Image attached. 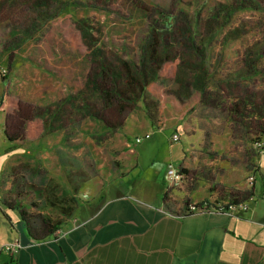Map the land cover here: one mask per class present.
I'll list each match as a JSON object with an SVG mask.
<instances>
[{"label": "rangeland", "instance_id": "374dc122", "mask_svg": "<svg viewBox=\"0 0 264 264\" xmlns=\"http://www.w3.org/2000/svg\"><path fill=\"white\" fill-rule=\"evenodd\" d=\"M61 1H64V10L54 18H48L46 13L58 10L63 5L59 0H51L47 5L43 0H24L19 4L0 2V11L10 10L11 5H15V10L22 8L21 13L14 14L13 25L8 19H0V58L8 62L7 65H0V68L6 69L4 77L8 87L28 98L20 95L25 101H32L36 109L48 107L50 111L46 117L39 110L38 113H31L35 114L38 122L42 121L41 124L47 128L45 134L50 133V143L55 144L48 147L51 171L37 157L41 151L36 147V139L43 133L42 130L33 131L31 135L36 141H28V145L20 149L23 151L20 156L25 160L22 162H29L30 167L18 169L24 177L18 174L17 182L25 180V188L39 201L38 208L33 210L36 225H40L43 215L51 216L53 221L64 222L76 204L77 197L63 174L71 170V165L79 167V170L86 169L87 174L92 176V170L96 171L95 175L97 170L106 173L97 181L101 185L109 173H125L131 160V176L137 171L142 172L140 183L151 181L152 184L154 173L148 169L152 159L166 163L165 177L169 179L191 144H197L190 147L193 150L191 157L200 148L214 156L239 152L241 148L245 151L248 149L249 153L254 150L261 152L256 142L264 146V130L244 124L230 127L229 124L234 123L231 114L223 112L220 105L222 102L227 105L230 99L227 95L234 91L246 93V90L255 89L258 97L264 95V73L258 72L260 64H264V56L259 55L264 50V0ZM89 1L91 6L87 8ZM139 4L144 8L141 9ZM153 9L164 12V17H153L154 12L148 13ZM83 11L94 15L90 19L84 18V21L93 23V44L97 49L95 62L80 56L86 52L92 53L91 49L86 51V48L87 44L88 47L93 45L91 38L81 35L79 51L70 43L74 41L72 37L68 42L59 37L51 42L53 49L50 54L53 59L49 61L48 72L34 64L30 60V53L36 39H41L49 27L61 25L63 16L80 15ZM66 20L73 22L69 18ZM153 23L155 32L150 29ZM157 25H164L167 31ZM162 34H165V38L168 36V44H164ZM157 35L159 37L156 38ZM153 36L157 50L168 47L173 49V54L180 55V62L175 64V68L171 59L156 64L159 73H170L171 68L175 70L171 80L161 78L156 81V77L153 80L157 84V91L169 94L175 102V107L168 101L162 102L164 123L161 128L152 123L147 115L143 94L150 100L148 91L140 90L139 84H130L123 71L120 79L123 91L112 92L115 102L111 104L113 99L108 102L101 96L106 82L102 80L104 74L98 72L105 54L108 64L116 68L124 66L122 60L130 62L128 66L134 72L129 75L139 79L143 47L151 37L147 46L150 45L148 48L152 52ZM137 62L138 68L134 65ZM250 65L256 70V83L250 81V70H247ZM107 72L111 82L113 73L108 69ZM245 86L248 88L245 89ZM131 95L132 98L128 99ZM259 99L262 101L261 98L256 101L261 102ZM72 103H75V107ZM184 104L187 105L185 111H174ZM184 113L187 123L181 126ZM190 113L191 117L188 115ZM194 114L200 116L197 123H194ZM147 127L152 131L151 137L136 142L135 136L144 133ZM174 129L179 134L177 140L170 137ZM8 142L11 144L0 127V152H6ZM131 146L134 152L125 151ZM26 150H32L31 154ZM137 154L140 164L136 167L133 163ZM56 158L62 165L59 166ZM221 161L226 166L224 175L231 177L236 168L228 167L227 160ZM184 180L183 175L178 174L171 181L172 195L179 194L177 188ZM7 184L13 187L11 178ZM126 185L131 187L129 183ZM174 187H177L176 190ZM84 191V196L88 197L91 188L86 187Z\"/></svg>", "mask_w": 264, "mask_h": 264}, {"label": "crops", "instance_id": "0c3cea01", "mask_svg": "<svg viewBox=\"0 0 264 264\" xmlns=\"http://www.w3.org/2000/svg\"><path fill=\"white\" fill-rule=\"evenodd\" d=\"M5 63L8 62L0 58V65ZM42 69L48 72L47 68ZM4 90L26 107H34L32 101L22 98H26L23 94L8 87L3 75L0 76V96ZM162 102L166 101L160 103L163 112ZM72 104L75 107V103ZM66 109L69 110L68 106ZM5 113L3 105L0 127L11 144L8 142L6 152H0V264H264V153L254 150L250 154L248 149L241 148L239 152L214 156L200 148L191 157L190 147L197 145L191 144L175 168L185 169V180L176 187L177 195L166 188L170 183L165 177L166 163L155 158L148 166L154 173L152 184L151 181L140 183L142 172L131 176V160L125 173L111 172L101 185L97 181L106 173L97 170L95 175L96 171L92 170V176L86 169L71 165V170L61 172L66 183L72 186L77 202L54 232L35 238L27 232L19 209L8 207L2 200L10 188L4 171L12 163L22 162L20 149L27 146L28 141L36 140V147L41 151L37 157L51 171L48 147L55 144L50 143V133L45 134L47 128L36 118L28 134L42 130L39 138L31 135L23 136V141H14L6 133ZM41 114L46 117L50 113L43 107ZM183 115L181 126L187 123L185 113ZM194 117L197 123L200 116ZM147 128L144 132L152 135ZM21 130H26L23 124ZM31 151L25 152L30 155ZM125 151L134 152L132 146ZM246 152L249 155L246 156ZM221 160H227L231 169L236 168L231 177L224 175L226 166ZM56 162L62 165L57 158ZM139 164L137 154L133 166ZM75 174L83 176L75 177ZM249 175H253L252 181ZM128 183L131 187L126 185ZM86 187L91 188L88 197L83 194ZM165 190L166 199L163 198ZM232 197L245 201L248 207L236 208L233 213L208 210L179 213L187 200L227 201ZM14 239L20 241L21 247L10 252L4 244Z\"/></svg>", "mask_w": 264, "mask_h": 264}, {"label": "flooded vegetation", "instance_id": "af4514ba", "mask_svg": "<svg viewBox=\"0 0 264 264\" xmlns=\"http://www.w3.org/2000/svg\"><path fill=\"white\" fill-rule=\"evenodd\" d=\"M21 1H24V0H0L1 3H14V4H19ZM50 1L51 0H43V2L46 5ZM59 1L63 2V5L58 10L48 11L46 13V16L48 18H54L64 10V1H61V0H59ZM92 1H98V0H92ZM133 1H135V0H133ZM242 1L246 2L247 0H242ZM38 2H40V0H38ZM90 2L91 1L88 2L87 8H89L91 6ZM233 3H235V2L233 1ZM79 4H81V2ZM250 5L254 6V4H250ZM140 8L142 9L144 7L142 5H140ZM49 10H51V8H49ZM145 11L147 12L146 8H145ZM21 12H22V8H18L17 10H15V5H11L10 10H7L5 12H4V10L0 11V14H1L0 19H8L12 22V25H13L14 24V14L15 13H21ZM149 12H154L153 17L155 16L157 19L159 16L164 17V15H163L164 12H160L158 9H153V11L148 10V13ZM159 13H160V15H159ZM155 14H157L158 16H156ZM166 14H168V13H166ZM148 16H149V14H148ZM170 16L172 17L171 14H170ZM93 17H94L93 14H89L88 12H85V11H83L80 15L63 16L61 18V22H62L61 25L60 24L54 25L52 28L49 27L47 30H45L44 34H42L41 39H36V41L34 43L33 50L30 53L31 60L34 61L39 66H41L42 68L49 67L51 65V62H49V61L51 59H53L51 54H50V50L53 49V47L51 46V42L54 39H56L57 37H59L61 40L67 41V42L71 41V37H72V40H74V41H71L70 43L75 45V49L77 51H79V47L82 46V44H81L82 40H80L81 35H82V37H83V35L84 36L87 35V37L91 38L92 41L95 40L93 38V34H92L93 33V23L90 20L88 22L84 21V18L90 19ZM144 17H147V16H144ZM67 18L72 19L73 22H68L66 20ZM152 26H154V23L152 24ZM157 26H159V25H157ZM151 30H152V32H155L153 27L151 28ZM157 37H158V35L156 36V38ZM152 38L154 39L153 40L154 43L152 46V49H153V48H155L156 38L154 36ZM92 47H93V45L91 47H88V44H87L86 51L88 50V48L92 49ZM170 50H171V54H170L171 57H169V59H171V61H172L171 62L173 65L172 67L175 68V63L177 62L176 61V55L173 54V49H170ZM259 55H261L263 57L264 56V50H263L262 54L259 53ZM80 56L85 57L84 59H89V60L95 62V56L92 53L87 54V52H86V54H83ZM103 60H104V62L100 63L101 69L98 68V72H100L101 75L104 74V75H102L103 76L102 80L104 82H106L104 84L102 90H101L102 94H104L110 88V82L108 81V78H107L109 75L107 72V66L109 64L107 62V58H106L105 54H104ZM134 65H136V64H134ZM260 66H261V68L259 69L258 72L264 73V69H263L264 64H260ZM123 67H124V69L122 71L127 72V67L125 65ZM251 67H252V65H250V69L249 68L247 69V70H250L249 78H250V81H252V83H256V81H257L255 79L256 70L252 69ZM174 68H171L172 71L170 73H163V72L159 73V70L157 69V67L154 66V72L156 73V75L152 76V78H153L152 81L155 80L154 77H156V81L161 79V78H164L167 80L173 79V77L175 75ZM142 71H144V70L142 69ZM157 71H158V73H157ZM130 72H134V71L131 70ZM126 77L131 79L133 76L127 75ZM141 78L142 77L139 76V79H141ZM133 79H137V76H134ZM144 79L146 80L147 76L144 77ZM153 82H155V81H153ZM220 86H221V89H223L222 80L220 82ZM247 88H248V86H245V89H247ZM227 96H229L228 98H230L229 103H227V105H226V102H222L220 106H221V110L223 112L228 113V115L231 114V118L234 121V123L232 125L229 124L230 127L235 128L236 126H240V125L244 124L250 128H259V129L264 130V95L262 97H258V92L255 89H251L250 91L246 90V93H244L242 91H236V92L234 91V92H232V94H228ZM258 98H261L262 101L260 99H259V101H261V102L256 101V99H258ZM193 101L195 102L196 100L193 99ZM168 102L173 107H175V102L173 100L172 101L168 100ZM191 102L192 101H190L188 103V107H189V104H191ZM113 103L114 102H112V104ZM7 106H8V108H7L6 113H5V123H6V129L8 130V132L10 134L19 135L21 137H23V135H28L31 122L34 123V119L36 117L35 114H31V112L34 111V113H38L37 110H39V113L41 114V109L40 108L36 109L35 107H26L25 105H23L18 100V98H12V97H10V101H9ZM186 106L187 105L184 104V105L180 106L178 110H175V109L174 110L179 111V110L185 108ZM47 112H50V111H47ZM21 124H23L25 126V128H26L25 132L24 131L22 132ZM17 131H19V132H17Z\"/></svg>", "mask_w": 264, "mask_h": 264}, {"label": "trees", "instance_id": "16d2710c", "mask_svg": "<svg viewBox=\"0 0 264 264\" xmlns=\"http://www.w3.org/2000/svg\"><path fill=\"white\" fill-rule=\"evenodd\" d=\"M151 28H152V25H151ZM159 28H162L163 31L164 30L167 31L166 27L164 25L160 26ZM169 28H170V26H169ZM150 33H149V36H150ZM159 33H161V32H159ZM161 36L164 37V38H162L164 44L165 43L168 44L167 43V37L168 36L166 38H165V34H162ZM158 37H159V35H158ZM170 37L168 38V41H169ZM149 42H150V38L145 43V46L143 47V52H144L143 54L144 55L141 56L142 59L140 61L139 73H140V76L142 78L141 79H133L134 78L133 77V78L129 79L128 82L130 84L131 83H135L136 85L139 84L140 90L148 91V93L150 94V97H151L150 100L147 99L146 96L142 93L143 98H144L145 109H146V112H147V115H148L150 121L152 123L156 124L158 127H160L164 122V116H163L160 101H168V100L174 101V99L169 94L165 95L161 92H158L157 86H156L157 84L152 81L151 77L154 75V66H156V64L161 63L162 60L165 61V60H168L169 57H171V55H170L171 50L168 47L167 48L164 47L161 50H157L156 48H153L152 52H150V50L148 48L149 45L147 46V44ZM93 43H94V40L92 41V44ZM91 50H92L91 51L92 54L94 56H96L95 53H96L97 49L95 48L94 44H93V47ZM176 61L177 62L175 64L180 62V55H176ZM103 62H104V60H103ZM129 63L130 62H128L126 60L122 61V64L127 67V72H124L126 75H129V73H130V68L128 66ZM136 65H135V67L138 68V66H139L138 62L136 63ZM107 69L109 70L110 73H113L114 79H112L110 82V80H109L110 74L108 75L107 78H108V81L110 82V88L104 94L101 93V96L104 97L105 99H107L108 102L112 101V99H113L112 102H115L114 96L111 94H112V92L123 91L122 90L123 82H122V80H120L122 78L121 76H122L123 71H122L121 67L116 68L112 64L108 65ZM142 69L144 71H142ZM117 74H120V76H117ZM98 76H100V75H98ZM115 76H117L118 79ZM146 76H147V79L145 80L144 77H146ZM196 77H198V75H196ZM129 92H131V91H129ZM131 94H132V92H131ZM2 97L4 99L5 110H7V108H8L7 105L10 101V96L7 95L6 90L3 91ZM130 98H132V95L128 99H130ZM120 104L122 106H124V104H122L121 102H120ZM46 110L49 111V108L47 107ZM6 131H7L6 133L8 134V136L11 139H13L14 141H17V142L23 141V138L20 137L19 135L10 134L7 129H6ZM26 137L29 138V136H26ZM21 163H24L26 165L23 166ZM29 164H30L29 162L28 163H25V162L12 163L8 167V170L4 171V178L5 179L11 178L13 187H10L7 189V191L3 195L2 200L4 201V203L8 207L18 208L20 211V214H21V218L24 220V223L26 225L27 232L35 238H40V237H44V236L49 235L52 232H54L55 229L59 227V223H61V220L53 221L51 216L43 215L41 218L42 222H40V225L35 224L36 215H34L33 210L38 208L39 201L35 200L33 198V195L31 194L32 192H30L29 189L25 188V185L23 184V183H25L24 182L25 180H23L22 182H17V179H19V178H17L18 174L22 178L24 177L23 174H20L22 172L19 173L18 169L28 168V167H30ZM177 170L182 175H183V172L185 171V169L182 167L177 168ZM163 198L164 199L167 198V191L166 190L163 193ZM230 200L234 201V202L241 201L237 197H232Z\"/></svg>", "mask_w": 264, "mask_h": 264}, {"label": "built area", "instance_id": "2783aa9c", "mask_svg": "<svg viewBox=\"0 0 264 264\" xmlns=\"http://www.w3.org/2000/svg\"><path fill=\"white\" fill-rule=\"evenodd\" d=\"M6 69L4 67L0 68V76L5 75ZM4 105V100L2 96H0V109ZM151 133L149 131H146L140 135L135 136V141L139 142L143 138H148L150 137ZM171 139L177 140L179 139V134L175 130L171 133ZM256 145L259 146V149L261 152H264V146L261 145L260 142H256ZM182 175L181 173L178 172L177 169H174L173 175L169 177L170 183L166 185V188L169 189L170 186H172L171 181L174 180L177 176ZM249 179L252 181L253 180V175L249 176ZM248 207L247 203L245 201H239V202H234L231 200L227 201H219V200H209V199H201V200H188L183 203L179 213L180 214H185L190 211H203V210H208V211H223V212H228V213H233L236 208H242L246 209ZM61 232V231H60ZM59 233V232H58ZM21 247V243L18 239H14L12 241L6 242L4 244V248L10 252H16L19 250Z\"/></svg>", "mask_w": 264, "mask_h": 264}]
</instances>
